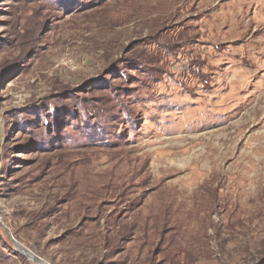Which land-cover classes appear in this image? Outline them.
<instances>
[{"label":"rangeland","instance_id":"obj_1","mask_svg":"<svg viewBox=\"0 0 264 264\" xmlns=\"http://www.w3.org/2000/svg\"><path fill=\"white\" fill-rule=\"evenodd\" d=\"M200 1L0 0V264H264V0Z\"/></svg>","mask_w":264,"mask_h":264},{"label":"bare ground","instance_id":"obj_2","mask_svg":"<svg viewBox=\"0 0 264 264\" xmlns=\"http://www.w3.org/2000/svg\"><path fill=\"white\" fill-rule=\"evenodd\" d=\"M152 1V5L154 8H156L157 12L155 14V16L152 18V21H155L157 23H161L163 22L166 17L168 15H170V13L174 10L175 6H178L177 4L184 1V0H151ZM209 0H201L198 4L199 7L203 8L205 6H207ZM151 5V6H152ZM184 6V5H183ZM233 9V8H232ZM155 10V11H156ZM231 11V9H229ZM229 11V12H230ZM239 13V12H238ZM264 14V12H263ZM225 16H222L223 18H225V20H234V18L236 17L237 13L232 12V13H225ZM207 17V15H205V18ZM219 19H221V16L218 17ZM240 18V17H239ZM157 20V21H156ZM204 20V25H208L210 23V21L208 19H203ZM224 21V20H223ZM220 22V20H219ZM222 22V21H221ZM240 22V21H239ZM227 23V22H226ZM236 23V21H235ZM232 24V23H231ZM238 25V24H237ZM240 25V24H239ZM203 26V25H202ZM234 26V25H233ZM234 30V29H233ZM16 244L22 248L21 244L16 241ZM23 252H28L25 250H22ZM28 254V253H27ZM34 257V256H33Z\"/></svg>","mask_w":264,"mask_h":264},{"label":"water","instance_id":"obj_3","mask_svg":"<svg viewBox=\"0 0 264 264\" xmlns=\"http://www.w3.org/2000/svg\"><path fill=\"white\" fill-rule=\"evenodd\" d=\"M14 243L16 244V240L13 239ZM17 245V244H16ZM18 246V245H17ZM19 247V246H18ZM21 248V247H20ZM21 250H25V251H28L26 248L22 247ZM29 252V251H28ZM30 253V252H29ZM32 254V253H31ZM34 256L35 259H38L37 256H35L34 254H32Z\"/></svg>","mask_w":264,"mask_h":264}]
</instances>
